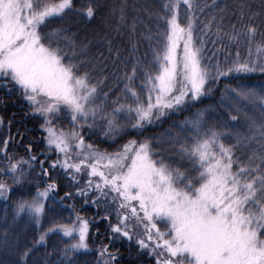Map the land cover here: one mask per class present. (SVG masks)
<instances>
[{
	"label": "snow or ice",
	"instance_id": "1",
	"mask_svg": "<svg viewBox=\"0 0 264 264\" xmlns=\"http://www.w3.org/2000/svg\"><path fill=\"white\" fill-rule=\"evenodd\" d=\"M73 8V0H0V88L9 93L18 91L28 102L32 115L43 118L41 128L46 133L44 160L32 154L31 144L25 149L28 159L17 158L9 152L14 139L9 122V135L0 141V164L5 165L0 172L19 186L26 182L37 163L44 177L49 175V168H59L78 186L75 195L83 197L86 204L90 194H94L91 203L105 208L104 220H109L107 210L115 205L117 223H110L112 235L129 241L135 236L139 248L155 256L156 264H264V88L225 86L232 101L229 107L234 112L238 114L242 110L240 104L244 103L258 107L262 114L260 120L248 118L246 133L235 132L234 145L222 141L227 133L206 128L203 113L185 122L190 136L180 145L179 153L192 163L195 174L154 159L148 139L139 143L131 140L117 151L108 152L86 143L82 135V130L93 128L99 118L107 124L104 135L115 139L121 130L118 113L134 116L132 128L140 131L181 110L188 101H199L210 92L209 85L218 84L221 78L264 73V41L255 47L257 58H251L258 29L248 24L241 33L232 25L233 31L224 32L218 26L216 37L221 42L225 37L236 44L241 36L247 40L248 59L241 60L237 51L230 63L226 58L224 63L205 64V40L196 35L195 13L200 10L199 4L196 0H167L158 17L163 26L162 46L155 51L151 67L144 70L137 60L124 73V92L133 103L114 101L118 106L108 114L96 104L98 84H92L89 72L82 71L85 62H76L75 42L71 43L72 54L68 55L60 46L61 38L68 39L65 30L44 31L51 19L63 18ZM82 14L91 20L96 12L90 5ZM205 28L210 31L211 25ZM216 42L212 41L214 45ZM224 47L221 43L217 51ZM138 73L143 78V97L133 86ZM104 95L107 97V93ZM61 113L71 121L68 131L53 124ZM230 119L236 121L238 116L230 114ZM3 124L0 118V126ZM253 143L258 149L246 162H241L234 149ZM52 154L56 159L45 167ZM82 175L87 179L80 186ZM56 191L55 182L46 183L42 190L37 185L30 200L16 202L13 221L26 217L39 229L50 210L48 201H54ZM10 192V185L0 180V199L6 201ZM72 197L73 193L67 191L61 199ZM158 224L166 231H161ZM138 228L143 229L142 236L137 233ZM56 232L74 241L62 253L68 264L73 254L89 250V221L79 214L71 224L54 225L40 232L35 245L44 244L49 234ZM4 236L0 244L7 245V232ZM32 251L27 245L19 251L20 264H27ZM98 253V264H112L116 259L107 245Z\"/></svg>",
	"mask_w": 264,
	"mask_h": 264
},
{
	"label": "trees",
	"instance_id": "2",
	"mask_svg": "<svg viewBox=\"0 0 264 264\" xmlns=\"http://www.w3.org/2000/svg\"><path fill=\"white\" fill-rule=\"evenodd\" d=\"M165 2L167 0H73L72 11L67 12L63 18L51 19L44 27L46 32H53L56 29L65 30L64 36L68 39L61 38L60 46L68 52V55L72 54L70 45L73 41L75 42L76 62L83 60L85 63L82 71L89 72L92 84H98L96 104L101 106L105 113L111 114L118 104L133 103L124 92L127 83L124 73L130 71L137 60L140 61L142 69L148 70L151 67L155 51L162 46L163 26L158 17L162 14L161 6ZM196 2L200 6V10L195 13L198 17L196 35L205 40L203 52L205 64L209 61L213 64L217 61L224 63L226 58L230 63L235 59L237 51L241 60L248 59L247 40L241 36L240 43L236 44L229 43L225 37L221 42L216 37L218 26L224 32H231L232 25H235V31L241 33L245 31V25L255 26L258 32L251 46V58L253 60L257 58L255 47L264 41V35H262L264 34V0H216V5H213V0H196ZM90 5L96 12L91 20L82 14L83 10ZM184 7L183 5L181 7L182 21ZM221 8L225 10L221 12ZM121 15L124 17L123 20ZM209 24L210 31L205 28V25ZM214 40L217 41L215 45L212 43ZM221 43L225 45L224 50L217 51L221 48ZM133 47H135L134 53ZM142 79L138 73L133 86L143 97ZM239 84L257 89L264 88V73L257 71L221 78L218 84L209 85L210 92L199 101H188L181 110L169 113L160 120L146 125L140 131L132 128V123L135 122L134 116L129 117L126 113H118L116 119L121 130L115 134V139L104 135L107 124L99 118L93 128L85 127L82 135L86 143H91L101 151L108 152L117 151L131 140L139 143L148 139L152 144L154 159H162L172 168H179L182 172H193L192 163L182 158L179 153L180 145L184 144L190 136L185 122L192 121L197 118L198 113H203V123L206 128L227 133L221 137L222 141L226 145H234L237 143L235 132L242 134L247 132L249 117L257 120L262 118L258 107L241 103L242 110L238 114L229 107L232 101L228 99L225 86L236 87ZM114 101H118V104L113 103ZM230 114L237 115L238 119L232 121ZM0 118L4 121L3 126H0V141L9 135L8 125L9 122L11 123L10 132L14 139L9 148L10 154H14L17 158L28 159L25 149L31 144L32 154L37 155L38 160L45 159L42 155L45 151L43 137L46 135L41 128L43 118L32 115L28 102L18 91L9 93L0 88ZM53 124L65 131L72 127L69 117L64 113L54 119ZM256 149L258 145L253 143L237 146L234 152L241 162H246ZM55 159L56 156L52 154L49 160L45 161L44 166L48 167ZM4 166L0 164V168ZM86 179L85 175L79 178L80 186H83ZM0 180L6 181L11 187L8 199L6 201L0 199V241L5 239L4 233L7 232L8 242L7 245L0 244V264H20L18 253L25 245L33 248L27 264H68L62 253L69 244L74 242L72 239L56 232L49 234L44 244L36 246L35 241L40 232L46 231L49 227L71 224L76 214L89 221V250L73 254L71 264H98L100 260L98 249L104 245H107L109 252L116 256L112 264H156L155 256L148 250L139 248L135 236L129 241L112 235L110 223H117L115 205L107 210L109 220H104L102 217L105 215V208L91 203V196L94 194H90L89 203L86 204L83 197L75 195L78 186L73 184L59 168L55 170L49 168V175L44 177L37 163L31 175L27 176L26 182L19 186L13 185L2 172H0ZM52 182L57 184V191L53 194L55 199L48 201L47 208L50 210L46 212L39 229L27 222L26 217L14 222L16 202L21 199L30 200L35 195L37 185L42 190L46 183ZM67 191H71L73 197L62 200ZM158 226L161 231H166L162 224ZM137 233L142 236L143 229L138 228Z\"/></svg>",
	"mask_w": 264,
	"mask_h": 264
}]
</instances>
